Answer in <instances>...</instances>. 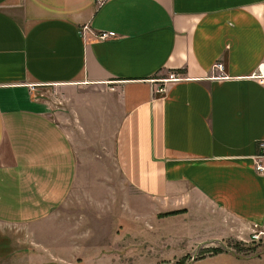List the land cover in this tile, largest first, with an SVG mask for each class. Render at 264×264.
<instances>
[{
    "label": "crops",
    "instance_id": "1",
    "mask_svg": "<svg viewBox=\"0 0 264 264\" xmlns=\"http://www.w3.org/2000/svg\"><path fill=\"white\" fill-rule=\"evenodd\" d=\"M262 64L264 0H0V226L47 221L99 165L262 228Z\"/></svg>",
    "mask_w": 264,
    "mask_h": 264
},
{
    "label": "rangeland",
    "instance_id": "2",
    "mask_svg": "<svg viewBox=\"0 0 264 264\" xmlns=\"http://www.w3.org/2000/svg\"><path fill=\"white\" fill-rule=\"evenodd\" d=\"M81 176L47 221L0 226V264H264V226L244 233L199 198L161 203L133 190L115 167L92 165ZM255 231L263 233L258 241Z\"/></svg>",
    "mask_w": 264,
    "mask_h": 264
},
{
    "label": "built area",
    "instance_id": "3",
    "mask_svg": "<svg viewBox=\"0 0 264 264\" xmlns=\"http://www.w3.org/2000/svg\"><path fill=\"white\" fill-rule=\"evenodd\" d=\"M100 4H102L105 0H98ZM84 30H87V27L84 28ZM116 37V33L114 32H103L98 35V39L100 40H107V39H113ZM216 69L220 72H223V64H218L216 65ZM180 80V78L175 75L171 74L169 78L164 79L161 81V85L157 88L156 93L160 95H164L167 92V84L176 82ZM256 80L260 85L264 87V64L260 65L258 68V74L256 75ZM261 148V155L259 158H264V141L260 145ZM256 171L260 174L264 173V166L260 164V161L256 163ZM256 230L258 229V226L255 225ZM263 233L255 231L254 234L252 235V240L258 241L260 239V236Z\"/></svg>",
    "mask_w": 264,
    "mask_h": 264
},
{
    "label": "trees",
    "instance_id": "4",
    "mask_svg": "<svg viewBox=\"0 0 264 264\" xmlns=\"http://www.w3.org/2000/svg\"><path fill=\"white\" fill-rule=\"evenodd\" d=\"M177 214H179V212H176ZM181 213V212H180Z\"/></svg>",
    "mask_w": 264,
    "mask_h": 264
}]
</instances>
